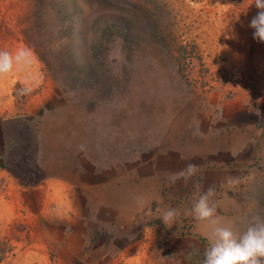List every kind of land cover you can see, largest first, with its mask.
I'll return each instance as SVG.
<instances>
[{
  "label": "rangeland",
  "instance_id": "rangeland-1",
  "mask_svg": "<svg viewBox=\"0 0 264 264\" xmlns=\"http://www.w3.org/2000/svg\"><path fill=\"white\" fill-rule=\"evenodd\" d=\"M251 3L0 0V50L34 53L0 79V264H202L211 226L185 210L210 186L223 222L264 220Z\"/></svg>",
  "mask_w": 264,
  "mask_h": 264
},
{
  "label": "clouds",
  "instance_id": "clouds-1",
  "mask_svg": "<svg viewBox=\"0 0 264 264\" xmlns=\"http://www.w3.org/2000/svg\"><path fill=\"white\" fill-rule=\"evenodd\" d=\"M251 4L255 5L258 12L251 19L249 27L255 30L254 39L264 42V0H252ZM33 59L34 53L28 47L18 48L14 53L0 50V79L12 72L14 68L22 70L30 67ZM20 83L22 87L18 94L28 95L37 82L30 83L28 79H25ZM193 134L199 135V130H195ZM198 171L196 164L189 163L184 169L171 174L169 180L172 184L179 180L187 182ZM228 183L234 185L236 181L230 179ZM215 195V187L210 186L195 199L189 209L185 210V215L192 216L198 222H207L211 226L210 233L206 237L208 246L204 250L202 264H264V220L257 216L247 222L241 221L245 223V227L242 230H236L233 223H225L217 216V204L213 201ZM156 211H160L159 206ZM179 215L178 209L167 208L159 218L170 227L176 223Z\"/></svg>",
  "mask_w": 264,
  "mask_h": 264
},
{
  "label": "crops",
  "instance_id": "crops-1",
  "mask_svg": "<svg viewBox=\"0 0 264 264\" xmlns=\"http://www.w3.org/2000/svg\"><path fill=\"white\" fill-rule=\"evenodd\" d=\"M51 80L46 81V86H43L41 91L36 93L30 101L27 103V108L30 110H34L36 107H41L45 105L50 99H54V86ZM249 128H252V123L248 122Z\"/></svg>",
  "mask_w": 264,
  "mask_h": 264
}]
</instances>
